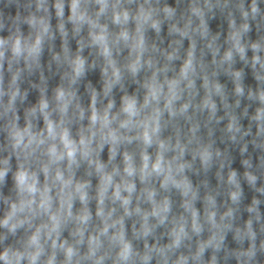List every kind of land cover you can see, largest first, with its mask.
<instances>
[{
  "label": "clouds",
  "instance_id": "1",
  "mask_svg": "<svg viewBox=\"0 0 264 264\" xmlns=\"http://www.w3.org/2000/svg\"><path fill=\"white\" fill-rule=\"evenodd\" d=\"M0 264H264V0H0Z\"/></svg>",
  "mask_w": 264,
  "mask_h": 264
}]
</instances>
